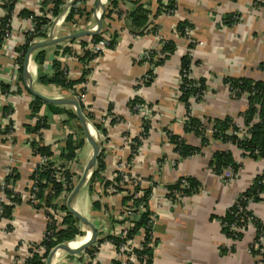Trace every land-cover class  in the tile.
<instances>
[{"label":"crops","instance_id":"obj_1","mask_svg":"<svg viewBox=\"0 0 264 264\" xmlns=\"http://www.w3.org/2000/svg\"><path fill=\"white\" fill-rule=\"evenodd\" d=\"M7 1L0 0V23L7 15ZM43 1L16 0L11 36L0 47V129L5 128L10 120L15 124L13 135L0 133V187L10 171H15L19 179L14 191L23 199L15 207L11 219L0 220V264H24L30 246L42 242L48 227L49 210L46 207L36 209L25 198L32 174L41 163V157L34 155L30 142L36 140L43 146H50L54 152L52 160L58 162L68 135L81 137L80 122L67 113L69 110L75 112L69 105L42 106L39 115L47 117L48 128L41 135H30L24 127L34 124L37 118L30 117L35 97L27 89L23 71H20L17 62V49L25 43L26 32L32 28L33 22L20 16V13L24 10L37 12ZM73 1L65 0L62 13L53 20L55 23L60 18L56 24L58 38L95 29L102 7L106 9L110 4V0H99L101 6L98 7V0H82L80 7L88 15L76 17V22L68 23L67 8ZM170 1L162 0L161 7L160 0H141L152 11L149 27L142 35L131 30L129 14L136 7L132 0H119V11L103 20L100 34L103 38L115 35L117 43L115 48L90 63L93 71L85 93L83 111L85 115L92 114L96 120H100L112 106L119 119L110 129L107 128V135L102 134L101 137V154L106 166L103 176L108 180L116 172L117 165L123 162L126 170L141 180L142 188L153 189L149 210L158 214L154 227L158 245L154 249L152 264H260L249 250L255 240L256 229L249 227L244 238L236 242L225 234L221 219L254 179L262 174L264 159L245 157L242 150L231 143L214 141L208 147H201L200 138L193 132H186L185 124L189 116L203 123L209 119L227 117L244 123L241 114L248 108V98L233 97L225 79L264 82V0H175L176 8L173 11L167 8ZM160 8L163 11L156 16ZM230 19L236 21L231 24ZM180 22H188L192 26L190 41L178 34ZM167 41H174L177 47L163 65L153 69L150 63L142 61L146 52L160 51L163 42ZM90 42L91 37L88 36L41 49L46 55L43 64L36 62L35 56L40 50L36 51L29 65L34 89L48 98L73 96L70 90L42 84L39 77L52 76L55 72L54 61L58 59L70 77L78 79L84 69L80 58ZM189 42L196 44L192 57L198 64L194 66L193 76L204 78L207 86L205 97L193 103L190 113L178 98L181 60L188 52ZM152 69L155 72L154 81L145 86L143 78ZM2 84L10 86L9 92L2 91ZM134 96H139L149 105L152 129L147 138L142 136L144 116L132 113L128 107ZM6 107L12 110L8 118L4 117L3 112ZM58 109L65 111L58 112ZM167 130L182 137L188 145L201 147V153L182 159L175 151L174 144L168 141ZM125 137L131 141L129 144ZM82 138L84 146L78 160L71 164L73 170L83 162L84 171L93 153V147L85 135ZM138 139L141 146L135 151L133 161H130L134 152L132 146ZM217 151H230L235 161L242 165L236 177L229 168L222 175L212 170L210 161ZM181 178L196 180L202 185V191L176 203L167 197L168 186ZM90 180L74 199L73 207L98 229L111 231L116 214L124 206L125 196L100 200L102 183H95L92 191ZM70 193L60 200V205H67ZM94 202L102 205L101 210L94 209ZM1 203L9 205L10 200L0 190V206ZM249 209L264 225V202L251 203ZM79 227L86 235V227L82 223ZM140 239L137 236L135 240ZM223 248L227 251L223 252ZM111 249L104 246L99 250L100 264L112 263ZM84 252L73 254L60 250L52 264H85Z\"/></svg>","mask_w":264,"mask_h":264},{"label":"trees","instance_id":"obj_2","mask_svg":"<svg viewBox=\"0 0 264 264\" xmlns=\"http://www.w3.org/2000/svg\"><path fill=\"white\" fill-rule=\"evenodd\" d=\"M119 0H110V4L106 7L105 12L103 13V20L106 18H110L114 12L117 13V4ZM135 2L136 7L129 14L131 30L139 35H142L148 29V24L152 15V11L148 8L147 4L142 3L141 0H132ZM82 0H77L75 4H73L68 12L66 22L73 23L76 22V17H84L86 14V10L82 9L78 6ZM162 0H160L161 5ZM66 6L65 0H44L41 4V12L43 16L39 17L33 11L24 10L20 13L22 17H33L35 22V31L33 33H29L26 35L27 41L17 49V62L20 67V71H23V65L25 61V57L27 52L31 46V43L36 38H46L48 33V28L53 24L52 18L58 17L63 8ZM16 7V0H8L5 3V8L7 10V15L1 20L0 23V47L6 40V31L9 30L7 26L9 21L12 18V14L14 13ZM162 7V5H161ZM168 9L172 11L176 8V1H170L167 6ZM162 8L157 11V15L162 12ZM119 13V12H118ZM47 14H51L52 18L47 17ZM228 20V19H227ZM235 19H230L229 23H234ZM46 28L47 30H43ZM189 28L192 30V26L188 22H180L177 26V32L180 36L187 38L189 41L188 33L186 29ZM103 38L102 34L91 37L92 43H97ZM117 37L114 35L112 37V42L110 43V49L115 48ZM176 43L174 41L163 42L162 48L160 51H149L148 56L142 58V61L148 62L152 65L153 69L158 66L164 64L165 60H167L171 55L176 51ZM196 47V44L193 42H189L188 52L183 56L181 60L180 67V83H179V95L178 98L182 101L187 110L191 105L192 100L197 96L198 93L203 95L207 91L206 81L204 78L195 79L193 76L194 66L198 64V62L193 60L191 51ZM67 52V51H66ZM96 58V54H94L91 50L87 49L84 52V56L80 58V61L83 63V71L81 76L78 79H73L69 77L64 69L62 68L61 62L57 59L54 61V69L55 72L52 76L41 75L39 77V81L45 85H56L58 87H62L65 90L72 91L73 96H77L79 92L83 91V89L78 90L77 87L83 85L88 81V77L92 74L93 68L90 66V63ZM46 55L44 50H40L37 52L35 56V60L39 64H43L45 62ZM153 69L148 73V78L143 79V84L145 86H149L152 84L155 78V72ZM225 84H227L232 93H234L236 98L242 97V95L247 94L248 96V108L247 110L241 114V117L244 119L245 126H250V137L245 139H240L238 136L230 133V130L238 131L239 128L236 126V120L227 117L224 119H209L208 122L212 123V139L220 140L224 143H231L236 145L239 149L245 152V155L254 160L264 159V82L260 81H252L241 78H226ZM2 91L4 93L9 92L10 86L2 84ZM137 87L136 89H138ZM202 97L198 99L201 101ZM45 103L39 98L34 99L31 104V118H37L34 124L25 125V130L30 135H41L42 131L48 128V120L47 117H41L39 115L42 106ZM51 107L54 105L49 104ZM83 111H85V106L81 103ZM137 106H146L149 105L145 103L139 96H134L128 104V107L132 113H139L138 109H135ZM149 108V107H148ZM113 107L110 106L108 111H112ZM65 110L58 109V112H63ZM4 117L8 118L12 115V110L6 107L4 108ZM72 119H77L76 113L72 110L67 111ZM86 116L90 119L97 131L101 134L107 135V128L104 127V123L96 120V118L92 114H87ZM255 117H259L258 122H253ZM79 122V121H78ZM116 120H112L111 124H115ZM143 131L142 136L147 138L151 129V119H143L142 125ZM3 129V130H2ZM0 129L1 134L5 135H13L15 132V124L13 120H10L5 126V128ZM185 131L194 133L201 140V147H205L209 145V139L206 136V128L204 123L194 117L189 116L188 120L185 124ZM81 135L84 137L83 128L80 125ZM166 134L170 138V142L175 145V151L180 155L182 159L198 155L201 153V147H193L190 146L184 141V139L180 136H176L172 134L169 130L166 131ZM99 135V134H98ZM82 136H72L68 135L65 140V146L63 147L60 153V161H54L53 156L54 152L50 146H43L36 140L30 142V147L34 155H39L41 158H46V162L44 164H39L34 173L32 174V180H38L39 192L37 193L36 198L39 200L38 205H33L36 209H42L44 207L51 208L54 210H59L63 212L62 223L58 224V226L50 224L47 227V231L45 233L44 239L39 244H35V247L43 246L45 249L44 253H33L29 259L26 260L25 264H45L49 253L59 244L66 242H73L79 236H84V232L79 227L80 221L69 211L66 204L60 205V200L68 193L72 192L75 187V181L79 177V174L72 169V165L74 164L79 157V153L84 146V139ZM141 146V141L138 139L135 142V145L132 146L133 153L130 157V161H132L133 155L135 151ZM56 166L61 168V175L64 180L58 181L54 176L58 173ZM210 167L212 170L218 174L222 175L224 170L231 168L235 174H238L242 165L237 163L230 151H217L213 154L212 159L210 161ZM106 166L104 159L102 158V154L98 159L97 167L91 177L90 180V189L94 191L95 183L106 182L103 173L105 172ZM74 171V172H73ZM19 179V175L13 171L9 174L4 181V185L0 187V190L4 192L7 198L10 200L11 204L1 203L2 214L0 215V219L6 218L11 219L13 215V211L15 207L23 202L22 196L14 191V187L16 185V181ZM121 177H118L117 181H120ZM187 181L189 183L190 188H183V182ZM110 182L106 183L108 185ZM201 188V184L192 178H181L175 184L168 186L169 194L168 198L172 201H176V193H180L183 197L191 196L196 194ZM136 191H142L143 196L140 198L133 199L132 197L124 198V204H127L128 201H133V207L139 211L142 207H146L147 211L143 213L140 218L134 222V227L129 233V237L138 235L140 230L147 226L149 223V202L151 200V195L153 193L152 188L144 189L140 185L136 186ZM264 193V172L263 174L257 176L251 186L242 194V198L238 200L235 204H233L227 211L226 215L221 219V223L223 226V230L225 234L234 238L235 232L231 230L233 224L238 222V218L243 216L244 218L247 216H254V213L248 209V206L251 202L258 203L262 202V194ZM239 203V204H237ZM94 209L101 210L102 205L99 202H94ZM239 207H241L244 211L239 212ZM245 208V209H244ZM51 218L55 217V214L47 213ZM248 229V227L246 228ZM264 229L263 223L257 219V235L256 240L259 238L260 231ZM149 231V230H148ZM48 233H50L48 235ZM245 233H237L236 240L241 241L244 238ZM83 238V237H82ZM108 239H111L115 242H120L119 239H116L112 236H109ZM150 241L149 234L146 236V244L142 251H138V256L144 258L146 264L153 263L154 257V248L148 247V242ZM158 244V241H155V245ZM86 249L85 251H88ZM234 250V248H232ZM223 252H226L227 249L223 248ZM258 251L254 250L252 247V255L256 257ZM146 258V259H145Z\"/></svg>","mask_w":264,"mask_h":264},{"label":"built area","instance_id":"obj_3","mask_svg":"<svg viewBox=\"0 0 264 264\" xmlns=\"http://www.w3.org/2000/svg\"><path fill=\"white\" fill-rule=\"evenodd\" d=\"M78 6H80L79 3H78ZM69 9L70 8H68V12H69ZM34 13L36 14V16H39V17L43 16V13L41 12V7H40V10H38L37 12H34ZM13 14H12L11 20L9 21V23L7 25L9 27V30L6 31V40L9 39L11 36L12 21L14 19ZM47 17L52 18L51 14H47ZM29 19L33 22V26L29 31L26 32V35L29 33H33L35 31L34 19H33V17H29ZM52 20H54V18H52ZM52 25L48 28V30L46 28H43V30H45V31L47 30L48 33H50V29H51ZM191 31L192 30H190L189 28L186 29V32L188 33L189 39H190ZM48 33H47V37L49 35ZM27 37L25 39L26 41H27ZM46 38H36L32 41V43L39 41V40H44ZM111 42H112V38L104 37L99 42H97L95 44L90 42L88 49L91 50L94 54H96V58H97V57H100L101 55H104L110 49V43ZM148 53L149 52H146L142 56V58L145 56H148ZM191 54H192V51H191ZM64 71L70 77L68 70L64 69ZM91 75L88 77V81L86 83L77 87L78 90L83 89V91L79 92V94L77 96H75L80 101V103H83V105L85 103V93H86L87 87L89 86V84L91 82L90 81ZM146 78H148V75H146L143 79H146ZM195 79H199V78H195ZM228 90H229L230 94L233 97H235L234 93H232L229 86H228ZM179 93H180V91H179ZM205 95H206V92L203 95L198 93L197 96L192 100L193 102H191L189 110H190V108L194 102H198V99L200 97H202V99H203L205 97ZM242 96H247V94H244ZM247 98H248V96H247ZM87 109H88V112H90L89 108H87ZM135 109H138L139 113H141L146 119H150L149 118L150 109L148 107L137 106ZM189 110H188V113H190ZM114 119L116 120V123L119 122V119L116 117V114L114 113V109H113L112 111L107 110L104 113L103 117L99 121L104 123L103 125L105 128L110 129L112 126L111 122ZM258 121H259V117H255L253 122H258ZM204 125L206 128V136L209 139V145H211V143L214 141H220V140L212 139V134H213L212 123L206 121V123H204ZM236 126L239 128V130L238 131L230 130L231 134L238 136L242 140L250 137L249 130H250V126H252V123L250 126L247 127V126H245L244 123L240 124V123L236 122ZM95 130H96V128H95ZM142 131H143V128H142ZM96 132H97V134H99V136L101 138L102 134L97 130H96ZM8 136H10V135H8ZM104 136H106V135H104ZM166 137H167L168 141L170 142V138L167 134H166ZM125 138H126L125 139L126 142L129 144L131 141L129 140L128 137H125ZM102 142H103V140H102ZM220 142L224 143L222 141H220ZM224 144H226V143H224ZM209 145H207L205 147H208ZM242 153H243V156L248 157L247 155H245V152L243 150H242ZM188 158H190V157H188ZM46 160H47L46 158L42 157L40 164H44L46 162ZM56 168L58 170V173L55 174L54 177L58 181L64 180V178H62V175H61V173H62L61 168L58 166H56ZM229 169L232 171L234 177H236L238 175V174H235L231 168H229ZM263 172H262V174H263ZM10 174H11V171H10ZM118 177H121L120 181H117ZM77 182H78V180L75 181V185L77 184ZM108 182H110V183L108 185H106V183H108ZM38 183H39L38 180H32L30 183L29 191L27 192V194L25 196L27 202L29 204H31L32 206L39 204V200L36 198L37 193L39 192ZM138 185L141 186V180L136 178V177H133L132 174L126 170L125 163L120 162L116 167V172L108 180H106V182L101 184L102 191H101V195H100V200H101V198H105V197L108 198V197L117 196V195H123V196H125V198L126 197H132V196H133V199L140 198L141 196H143V192L142 191L138 192L135 190L136 186H138ZM182 187L183 188H190L189 183L187 181L183 182ZM201 191H202V185H201L200 190L197 193H199ZM2 193L4 194V192H2ZM169 193L170 192L168 189V194ZM168 194H167V196H168ZM261 196L263 198L262 202H264V193ZM187 197H189V196H187ZM151 198H152V195H151ZM184 198H186V197H183L180 193H176V201H174V202H176V203L181 202ZM241 198H242V195L238 198V200H240ZM102 201H104V200H102ZM251 203H253V202H251ZM10 204H11V202H10ZM237 204H239V203H237ZM250 204H249V206H250ZM249 206H248V209H249ZM47 209L49 210V212L51 214L56 215L53 218L48 216V225L53 224V225L58 226V224H61L62 223L61 217L63 216V214L54 210V209H51V208H47ZM146 211H147L146 207H142L139 211H137V209H135L133 207V201L132 200L128 201L127 204H124V206L118 211V213L116 214V216L114 218V224H113L114 226H112L111 231L100 230L97 228L98 229V241L93 246L89 247L88 251L84 252V258H85L84 263L85 264H100L101 260H100L99 254H98L100 252L99 250H102V248L104 246H108V247L112 248L111 250L113 252V260H112L111 264H146L145 261L142 260L144 258V256H143V258L141 256L140 257L138 256V251H142L144 249L145 244H146V236L148 234H149V238H150V241L148 242V247L155 249L156 246L158 245V244L155 245L156 238L154 236V227H155L157 219H158L157 212L154 213V212L149 210L150 211L149 223L147 224V226L142 228L138 235L129 237V233L135 225L134 222H136L140 218V216L143 213H145ZM242 211H244V210L241 207H239V212H242ZM1 214H2V207L0 206V215ZM257 219L258 218L255 214H254V216L253 215L247 216L245 218L243 216L239 217L238 222L236 224H233L231 227V230L233 232H235V235H234L235 237L231 238V239L236 241V242H239L238 240H236V234L237 233H246V231H248L249 227H251V226L256 229V235H257V232H258V230H257ZM247 227H248V229H246ZM49 234L50 233H48V235ZM109 236H112L116 239H119L120 242H115L111 239H108ZM137 236H140V238H141L138 241L135 240L137 238ZM252 247L254 248V250L258 251V254L255 257L257 259V261L260 264H264V229H262L260 231L259 238L257 240L255 239L254 242L252 243V245L250 246L249 250H250L251 254H252ZM44 252H45V249L43 246H39V247L30 246L27 259H29L31 256H33V253H40L41 254Z\"/></svg>","mask_w":264,"mask_h":264},{"label":"water","instance_id":"obj_4","mask_svg":"<svg viewBox=\"0 0 264 264\" xmlns=\"http://www.w3.org/2000/svg\"><path fill=\"white\" fill-rule=\"evenodd\" d=\"M75 0L71 2L68 5V8H70L74 4ZM100 1L98 0V7H100ZM67 8V9H68ZM102 13L99 16L98 19V25L95 29L93 30H84L81 32H77L75 34L63 36V37H56V24L60 20V18H57L55 23H53L50 33L48 37L44 40H39L31 44L27 55L25 57L24 65H23V75L25 77L26 81V87L29 90V92L36 98L41 99L47 104H52V105H69L72 106L75 110L76 116L78 121L81 124V127L83 128V132L87 140L90 142V144L93 147V153L92 156L86 165L82 175L80 176L79 181L75 185L74 189L70 193L68 200H67V207L69 211L82 223L88 230L90 231L91 235L89 239L84 242L81 246L79 247H72V242H66L57 245L48 255L47 260L45 264H52V260L55 257V255L60 251V250H68L69 252L73 254H78L81 252H84L86 249L89 247L93 246L97 241H98V229L96 225L91 222L89 219L84 217L80 212H78L74 207H73V201L77 197V195L80 193L82 188L87 184L89 179L92 177L97 164H98V159L100 157V154L102 153V147H103V142L100 136L97 134L94 126L91 124V122L88 120L86 115L83 112L82 105L80 101L75 97V96H69L66 98H48L39 92H37L34 87H33V79L32 76L29 72V65L32 60V55L41 49H45L51 46H55L64 42H72L84 37H94L100 34L103 26V13L105 12V8L102 7Z\"/></svg>","mask_w":264,"mask_h":264},{"label":"rangeland","instance_id":"obj_5","mask_svg":"<svg viewBox=\"0 0 264 264\" xmlns=\"http://www.w3.org/2000/svg\"><path fill=\"white\" fill-rule=\"evenodd\" d=\"M49 34V33H48ZM82 136V135H81ZM89 155L91 154V149H89V153H88ZM87 157H88V155H87ZM79 163V161L77 162V164ZM83 162H81V164H80V167L79 168H74L76 171H77V173L79 174V175H82V173H83V168H84V164H82ZM80 178V177H79ZM79 180V179H78ZM87 230H88V228H86ZM86 233V232H85ZM87 236V233H86V235L83 237V238H81V237H78L76 240H79V241H81L82 239H84L85 237Z\"/></svg>","mask_w":264,"mask_h":264},{"label":"bare ground","instance_id":"obj_6","mask_svg":"<svg viewBox=\"0 0 264 264\" xmlns=\"http://www.w3.org/2000/svg\"><path fill=\"white\" fill-rule=\"evenodd\" d=\"M90 235H91V233L88 230L87 231V236L84 239H82L81 241L75 240V241L72 242V247L76 248V247L81 246L84 242H86L89 239Z\"/></svg>","mask_w":264,"mask_h":264}]
</instances>
